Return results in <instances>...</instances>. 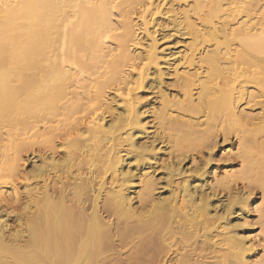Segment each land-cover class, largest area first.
I'll return each mask as SVG.
<instances>
[{"label": "bare ground", "instance_id": "bare-ground-1", "mask_svg": "<svg viewBox=\"0 0 264 264\" xmlns=\"http://www.w3.org/2000/svg\"><path fill=\"white\" fill-rule=\"evenodd\" d=\"M0 264H264V0H0Z\"/></svg>", "mask_w": 264, "mask_h": 264}, {"label": "rangeland", "instance_id": "rangeland-1", "mask_svg": "<svg viewBox=\"0 0 264 264\" xmlns=\"http://www.w3.org/2000/svg\"><path fill=\"white\" fill-rule=\"evenodd\" d=\"M115 18H116V17H114V19H115ZM133 20H134V22H135L136 19L133 18ZM26 159H27V157H24V164H23V165H24L26 168L24 167L23 170H25V172H26V170L28 169V165H27V164H28V161H25ZM25 162H26V163H25ZM254 228H255V230H254L253 235H255V234H257V233L259 232V229H258L259 226H258V225L255 226ZM254 241H255L254 243H255L256 245H258V240H257V239H254ZM254 253H255V255H258L257 252H254Z\"/></svg>", "mask_w": 264, "mask_h": 264}]
</instances>
